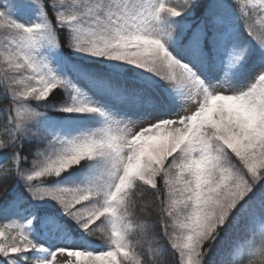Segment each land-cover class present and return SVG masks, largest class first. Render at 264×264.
I'll return each mask as SVG.
<instances>
[{
    "label": "snow or ice",
    "instance_id": "6c2138e0",
    "mask_svg": "<svg viewBox=\"0 0 264 264\" xmlns=\"http://www.w3.org/2000/svg\"><path fill=\"white\" fill-rule=\"evenodd\" d=\"M233 8L258 51L236 41ZM251 8L0 0V197L22 181L34 201H55L87 244L103 242L101 251L58 246L43 264H264V244L228 258L257 223L264 236V20L252 21L264 0ZM122 65L140 71L123 78ZM49 109L101 126H56ZM82 165L84 183L46 186ZM6 230L15 233L7 242ZM45 251L25 225L0 226V264H41Z\"/></svg>",
    "mask_w": 264,
    "mask_h": 264
},
{
    "label": "rangeland",
    "instance_id": "374dc122",
    "mask_svg": "<svg viewBox=\"0 0 264 264\" xmlns=\"http://www.w3.org/2000/svg\"><path fill=\"white\" fill-rule=\"evenodd\" d=\"M167 2H168V0H166V3ZM172 2H175V0H172ZM241 3H248L249 5L253 6V5L258 3V0H248L247 2L241 1ZM10 15L13 19H15L17 22H20V23H27L32 19L31 13L21 14L18 12H13V13H10ZM228 16H229V22H230L231 26H233V24L239 23V21H240L239 20V13L235 10V8L230 10V12L228 13ZM4 40H5V37L2 34V32H0V47L3 46ZM121 67L123 69H130L129 71L123 72V73H130V75H133L134 73L140 71L139 69L132 68V66H128V65H122ZM145 75H148V74L145 73ZM153 79H155V78L153 77ZM251 79H252V75H251V73H249L248 79L245 80L244 83L247 84V83L251 82ZM178 110H179V105L177 104L175 106H171V107L166 108L164 111L159 113V115H174L175 112ZM60 114L71 115L70 118H73L75 120L74 123H71L70 120L65 121V122H61L60 125L63 124L65 128H81V127L97 128V127H99V126H93V123H90L87 118H84L83 120L80 121V120H78V118H80V117L72 116L74 114H67V113H60ZM147 118L150 119L153 117L149 116ZM58 124H59V121H57L55 123L56 126H58ZM86 177H87V175L81 176L77 179L75 178L76 180L74 179L71 183H69L67 185H63V186H74L76 184H82L85 182ZM14 204H15L14 202L7 204L4 207L5 209L0 212V226H3L6 223H20L22 225H25L26 233L28 234L29 238L34 241L36 239L35 231H34V223L36 221V218H32L29 216L25 217L22 214H16V211L13 212L12 214H10L8 212V210H11L10 206H13ZM61 215L64 216L65 218H67L68 220H70L67 216H65L63 214L62 210H61ZM29 221H31V223H29ZM70 221H72V220H70ZM256 227L260 229L259 223H257ZM44 232H45V234H44L43 238H41V245L40 246H42L46 250L49 249V246L53 248L52 251H54L55 248L58 246H75V247L86 248L83 241L74 240V239H72V237H67V238L60 240V235H61L60 225L53 223V221H50L49 223H47V225L45 226ZM9 235L14 236L15 233L14 232L9 233L6 230V232H5V241L6 242L8 240ZM101 250H104V249L98 248L96 251H101ZM49 254L50 253H47L45 251L43 253H37L36 255L39 257L41 264H43V262L49 258ZM21 264H23V261H21Z\"/></svg>",
    "mask_w": 264,
    "mask_h": 264
},
{
    "label": "trees",
    "instance_id": "16d2710c",
    "mask_svg": "<svg viewBox=\"0 0 264 264\" xmlns=\"http://www.w3.org/2000/svg\"><path fill=\"white\" fill-rule=\"evenodd\" d=\"M249 10L251 11L252 8L250 7ZM261 12H262V10L257 9V11L253 14L252 21L254 23H257L258 20H261L263 18L264 14H261ZM57 91L59 92L60 90H57ZM61 95H62V93H61ZM49 100L52 101V103L55 104V103H58L59 102L60 98L57 97L56 94L54 93L53 96L49 97ZM45 103H47V102H45ZM47 115L48 116L49 115L50 116H54V113L52 111H50V109H49L48 112H47ZM33 143H35V141L26 142L24 151L27 152L28 147L30 146V144H33ZM4 158H5L4 156H1L0 155V159H4ZM24 166L25 167L29 166V163L27 161L24 162ZM69 173L70 172L65 173V174L68 175ZM60 179H62V178H60ZM57 182H58V178H55V179H49L45 183H46V186H54V185H56ZM11 190H18V191L23 192L24 194H26L28 196V198H29L28 199L29 200L28 203H31L32 204V203L35 202V203L42 204V207L40 209V211H42V212H50V213H55L56 212V214H57L58 213V210L61 209V208H59L60 206L57 205L53 200L50 201L48 199H45V200H42V201H34L31 198L30 194L25 189L23 182L22 181H19V180H15V181H11L10 182L9 191L6 192L4 194V196L0 197V201H3L5 199H7L8 198L7 196H8V194H9V192ZM66 228L69 229V230H73V232H76V234L78 236L85 237L84 236V233L82 232V230L77 229L75 227V225H74L73 222L67 224L66 225ZM136 239L140 241V248L143 251L146 252L147 249H148V247H149V241H148V239L146 237H143V236H137ZM100 243H102V241ZM249 243H254L256 247H260L262 244H264V238H262V237H260L259 235H256V234H254V235L252 234V236H247L245 238H241V239L237 240L235 246L233 247L232 253H231V255L228 258L230 260H238V259H241L242 257L239 254L240 251L237 249V247H242L243 245L247 246ZM243 249L246 250V247L243 248ZM159 251L165 253V255L162 256L163 259L169 258V255H168V253L165 252V249L163 248V246H161V248L159 249ZM143 258L144 257H142V259ZM147 259L150 260L151 257L149 256V257H147ZM171 259H177V258L176 257H171Z\"/></svg>",
    "mask_w": 264,
    "mask_h": 264
}]
</instances>
